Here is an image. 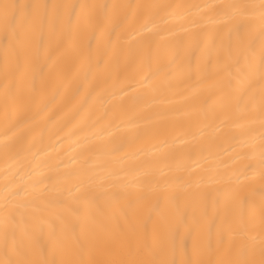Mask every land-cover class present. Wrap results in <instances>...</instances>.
<instances>
[{"label": "bare ground", "instance_id": "bare-ground-1", "mask_svg": "<svg viewBox=\"0 0 264 264\" xmlns=\"http://www.w3.org/2000/svg\"><path fill=\"white\" fill-rule=\"evenodd\" d=\"M0 264H264V0H0Z\"/></svg>", "mask_w": 264, "mask_h": 264}]
</instances>
